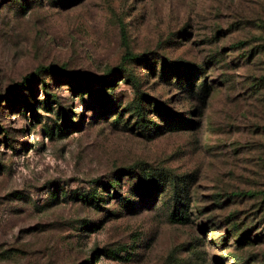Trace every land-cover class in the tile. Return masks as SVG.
Masks as SVG:
<instances>
[{"label":"rangeland","instance_id":"1","mask_svg":"<svg viewBox=\"0 0 264 264\" xmlns=\"http://www.w3.org/2000/svg\"><path fill=\"white\" fill-rule=\"evenodd\" d=\"M0 264H264V0H0Z\"/></svg>","mask_w":264,"mask_h":264},{"label":"trees","instance_id":"2","mask_svg":"<svg viewBox=\"0 0 264 264\" xmlns=\"http://www.w3.org/2000/svg\"><path fill=\"white\" fill-rule=\"evenodd\" d=\"M131 58H132V56H129L128 54H124L122 56V60H127V59H131ZM25 81H27V76L23 77V81L22 82H25ZM172 216H175V214L172 213Z\"/></svg>","mask_w":264,"mask_h":264}]
</instances>
